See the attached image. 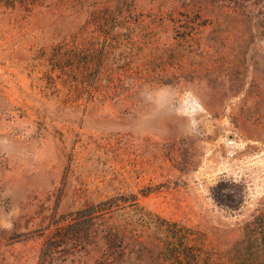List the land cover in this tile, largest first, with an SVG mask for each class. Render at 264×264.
I'll return each mask as SVG.
<instances>
[{"label": "rangeland", "instance_id": "1", "mask_svg": "<svg viewBox=\"0 0 264 264\" xmlns=\"http://www.w3.org/2000/svg\"><path fill=\"white\" fill-rule=\"evenodd\" d=\"M0 264H264V0H0Z\"/></svg>", "mask_w": 264, "mask_h": 264}, {"label": "trees", "instance_id": "2", "mask_svg": "<svg viewBox=\"0 0 264 264\" xmlns=\"http://www.w3.org/2000/svg\"><path fill=\"white\" fill-rule=\"evenodd\" d=\"M120 201V200H119ZM123 202H126V200H122ZM116 207L119 208V202H118V198L117 197H111L108 198L106 200L100 201L97 204H93L91 206H89L88 208H86V210H81L80 212H90V213H105V212H109L113 209H115ZM65 228L61 229V232L59 233L61 237L66 236V234L64 233ZM69 233V238L71 237V232Z\"/></svg>", "mask_w": 264, "mask_h": 264}]
</instances>
